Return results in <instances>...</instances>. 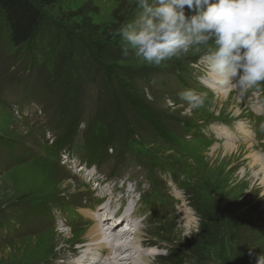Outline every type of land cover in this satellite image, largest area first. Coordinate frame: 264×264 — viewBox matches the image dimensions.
Masks as SVG:
<instances>
[{
	"label": "rangeland",
	"instance_id": "374dc122",
	"mask_svg": "<svg viewBox=\"0 0 264 264\" xmlns=\"http://www.w3.org/2000/svg\"><path fill=\"white\" fill-rule=\"evenodd\" d=\"M86 2L99 9L88 14L95 24L116 23L122 2L119 15L138 14L133 0H59L20 46L0 20V264H72L91 244L87 215L105 193L111 207L142 193L139 216L120 227L145 219L140 237L163 247L149 264H255L264 253V82L220 86L206 76V48L193 47L159 66L113 54L135 75L117 87L119 71L92 59L91 41L72 31L82 18L68 14ZM185 88L206 94L202 108L186 112ZM100 179L105 193L95 190Z\"/></svg>",
	"mask_w": 264,
	"mask_h": 264
},
{
	"label": "clouds",
	"instance_id": "9594fccd",
	"mask_svg": "<svg viewBox=\"0 0 264 264\" xmlns=\"http://www.w3.org/2000/svg\"><path fill=\"white\" fill-rule=\"evenodd\" d=\"M138 10L115 30L122 55L149 65L206 48V76L243 91L264 82V0H133ZM211 46L209 47V44ZM203 79V78H202ZM187 113L202 108L206 94L177 93ZM252 255V252H249ZM255 264H264V253Z\"/></svg>",
	"mask_w": 264,
	"mask_h": 264
},
{
	"label": "bare ground",
	"instance_id": "6f19581e",
	"mask_svg": "<svg viewBox=\"0 0 264 264\" xmlns=\"http://www.w3.org/2000/svg\"><path fill=\"white\" fill-rule=\"evenodd\" d=\"M205 83L211 85L210 81H205ZM230 91H232V89L225 90V92H224L225 94H222V96L220 98H218V100H220V102H221L220 104H227L228 103V101L231 98L230 93H229ZM243 127H245V126L243 123H241L238 127V129H240L239 131H242ZM231 149L235 150L236 147H233ZM260 171L264 172V168ZM107 182H108L107 179H100L99 180V187H97L95 190L96 191L98 190L99 192H101V191L104 192V191L109 190L107 187V184L109 182L108 183ZM137 188H133L130 190L128 189L129 193H131V197L127 196L125 200H129L130 198H132L133 195L138 191ZM143 189H145V188H143ZM107 194L108 193L103 194L105 196H104V199L101 201V202L104 201L105 204L102 203L101 206L96 207V210L94 212L89 213L90 216L86 214L90 220H94V222H92V225L89 227H86L84 230L85 232H83L85 234V236L87 237V239L91 240V244L90 243L87 244L88 242L82 243V244L79 243L81 245L79 255L72 257V260H71L72 264H110V263L111 264H147V263L149 264V262H150L149 257L154 253V251L157 252L158 251L157 249H160L163 247H161L160 244H157L156 242L154 244H149V243H147V240L145 237H140L141 235H139V234L143 228L142 222H144L145 219L140 220L139 219L140 217H138L137 220L129 221L128 223H126L122 227H120V223H122L126 217L133 218L134 215H135V217H137L136 215H138V212L140 209L139 205L143 199L142 193L139 194L138 200H134L133 205L130 204V201H127V203H125L123 205V201L121 200V198L118 197L117 200H120L119 201L120 204L118 203L119 205H117L115 207H111V205L113 206V204L108 199L110 197L106 196ZM122 194H124V190L122 191ZM144 200L145 199H143L142 202H144ZM149 204H151V203H149ZM156 208H157V206H156ZM143 210H145V209H143ZM186 213L188 214V212H186ZM152 214H153V212H152ZM74 215L76 218H78L79 214H74ZM158 215H160L159 216L160 218L162 217L161 213ZM105 216H107V217H105ZM118 216L124 217L121 222H120V220L119 221L117 220ZM97 219H99V221ZM152 220H155V218L154 219L152 218ZM73 223L74 222H72L71 224H73ZM148 224H150V223H148ZM125 225H126V227H125ZM150 227H151V225H150ZM66 231L68 233H70L71 231H73V229L66 230ZM132 234H133V236H132ZM132 251L134 253L136 252L139 254V259H141L140 261H142L141 263L137 262V259L134 257L135 254L131 253ZM74 253H76V252H74ZM156 254H157L156 256H160L159 252H157ZM127 260H129V263L127 262ZM68 264H70V263H68Z\"/></svg>",
	"mask_w": 264,
	"mask_h": 264
},
{
	"label": "trees",
	"instance_id": "16d2710c",
	"mask_svg": "<svg viewBox=\"0 0 264 264\" xmlns=\"http://www.w3.org/2000/svg\"><path fill=\"white\" fill-rule=\"evenodd\" d=\"M58 2L59 0H0V20L8 29L10 41L16 46L31 41L43 23L45 9L56 6ZM124 4V2L120 3L113 10L112 16L116 20V23L112 25L93 23L88 14L97 12L99 9L92 6L90 2L84 3L79 9L68 14L69 19L75 17L82 18L79 23H75L72 31H81L91 41L92 45H85V47L88 54H91L92 59L105 66V70L108 68L111 71L112 69L119 71L117 72L119 77L115 76L116 74L113 75L115 76V80L118 79L117 87L125 84L124 82L126 81L124 80L132 79L135 76L129 73L127 75L125 69L113 62V54L118 57V54L122 53L120 37L114 33L121 23L127 21L125 14L119 15L123 10ZM110 81L111 79L109 78ZM126 99L131 101L129 96ZM133 104L135 103L133 102ZM135 107L144 117L148 116L145 113L147 109L142 104H135ZM0 144L5 145L7 142H3V139L0 138ZM1 226L2 223L0 222Z\"/></svg>",
	"mask_w": 264,
	"mask_h": 264
}]
</instances>
